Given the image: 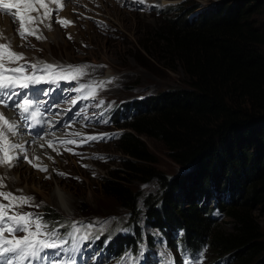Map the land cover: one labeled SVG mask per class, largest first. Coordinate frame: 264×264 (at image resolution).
Wrapping results in <instances>:
<instances>
[{
    "label": "trees",
    "instance_id": "trees-1",
    "mask_svg": "<svg viewBox=\"0 0 264 264\" xmlns=\"http://www.w3.org/2000/svg\"><path fill=\"white\" fill-rule=\"evenodd\" d=\"M260 1L166 5L173 13L138 36L137 64L145 67L147 60L169 71L178 68L187 88L148 95L140 103L129 100L111 113L115 125V117L126 112L122 127L129 130L120 132L118 161L96 189L114 205L107 211L117 206L131 217L127 232L111 230L91 241L106 255L136 251L142 237L151 243L137 223L141 215L168 246L177 244L190 254L228 253L233 264H264V232L251 212L254 205L264 212V28L251 18L264 6ZM142 137L159 141L170 160L192 166V173L169 178L157 172ZM251 145L260 146L253 157ZM238 170L239 179L229 183L227 174ZM191 175L196 182L189 190ZM153 178L158 191L141 195L137 184ZM213 209L229 218V230L216 224ZM41 213L51 225L69 221L48 206H41Z\"/></svg>",
    "mask_w": 264,
    "mask_h": 264
},
{
    "label": "rangeland",
    "instance_id": "rangeland-1",
    "mask_svg": "<svg viewBox=\"0 0 264 264\" xmlns=\"http://www.w3.org/2000/svg\"><path fill=\"white\" fill-rule=\"evenodd\" d=\"M85 1L71 2L66 0V2H63L62 10H60L58 16L54 14L52 21H45V23H51V30L44 28L43 25L40 26L41 32L46 39L41 41L35 37H29L28 43L31 46H21L23 42L19 36L15 35L18 22L14 23L10 15L0 13V28L4 29V36L11 38L14 50L24 53L31 62L41 60L53 64L78 65L87 63L104 66L95 70L89 69V75L82 78L79 83H87L89 80L107 81L115 78L111 84L106 85L99 91L94 99H77L78 96L87 95V93L71 91V89L78 87V82L76 81L71 83L61 82L60 88L66 92V96L63 99H59L57 93L59 90H56L58 98L53 97V92L47 97L43 95V97H40L41 100L47 101L44 108L50 102L49 99L53 100L52 103L55 107L56 105L57 107L60 106L62 108L60 110L61 117L71 112L70 117L69 114L66 116L68 118L67 121H61L63 125L72 121L69 118L74 119L75 114L81 108H86L87 111L80 116L93 117L95 114L94 118L89 120L83 118L84 120H82L90 127L93 126V130L83 129L81 125L74 129L67 126L66 132H62L61 129L51 130V134L54 133L52 136L58 140L63 138L64 140L79 141L80 137L74 135L77 132L85 135L100 133L120 134L122 130H129L122 127L127 120L122 118L123 113L119 117H115L117 120L115 125L112 124L113 121L109 118L112 109L119 102L134 100L136 103H140L138 100L148 95L168 90L186 89L187 79L180 69L169 71L164 69L162 65H157L152 61L147 62L144 59L145 67L137 64L134 59L137 54H142L136 45L138 36L142 32L158 26L166 12L173 13L165 8L166 5H175L180 2H199L201 6H206L212 2H233L234 0H145L143 5L137 4L135 0ZM260 2H264V0ZM156 5L160 7H155ZM12 11L14 12L15 9ZM33 15H36V13H33ZM60 18H66V20L73 23L67 27H62L61 24L55 22V20ZM251 18L255 21L257 27L263 29L264 6L256 14H253ZM3 23L8 25V28L6 25H2ZM5 28L9 32L5 31ZM49 33L51 38L48 36ZM69 36H71V39H69ZM12 67H15V65H12ZM48 87L51 86H43L44 89ZM72 100L77 101L75 105L71 103ZM101 100L104 103L100 107H96ZM109 104L112 105L111 108H108ZM102 112L105 113L104 118L109 120L107 124L100 122L99 114ZM133 112L134 110H131V113ZM8 115L11 117L12 114ZM69 124L73 125V123ZM21 134L28 136L25 132H21ZM22 135L17 137L18 143H22ZM40 136H44V140H41L42 142L49 140V137L46 138L43 134H40ZM118 138L119 135L88 144H62L60 140L55 144L56 148L51 147L50 149L46 148L44 143H41L43 145L41 147L36 142L29 146L26 151L27 153L30 152L28 154L30 158L39 157V160L33 159L32 162L34 164L47 165L48 171L41 172L21 158L12 169L4 168V170L0 171V176L6 177L4 181L6 187L0 189V191H10L16 195L26 194L35 197V203L41 204L43 202L41 206L51 207L59 216L69 219L68 222L64 221L62 223L64 225L72 221L90 223L97 219L119 217L121 218L120 221L112 223L107 233L111 230L115 231L117 227L128 229V222H124L123 219L127 212L123 209H118L117 206L114 210L107 211V207L112 208L114 205H110V200L102 197L103 195L101 196L96 189V183L99 178L103 176L107 169L115 166V161H118L120 156L116 149ZM142 141L155 159L157 172H161L169 178L173 176L182 177L184 174L192 173V166L186 167V165L177 164L170 160L159 141L146 137H142ZM66 148L72 149V151H67ZM259 148L260 146L256 145L248 146L249 151L252 152V157L256 151L258 154ZM93 154L104 156L107 159L94 158ZM48 157H52V159ZM240 157L238 155V158ZM82 165H88V167H83ZM240 167L241 169L243 168L242 163ZM231 168L237 170L234 164ZM53 169L68 175H57ZM240 172L241 170H238L235 174H227L230 178L229 183L230 180L231 182H236L241 176ZM45 176H50L51 178L45 179ZM194 179H196V176L191 175L187 184L189 190L192 188L191 185L196 182ZM144 185H147V188L142 187ZM136 187L139 193L144 195L149 192H157L159 185L157 180L153 178L146 182L138 183ZM18 189L22 190V192H17ZM3 203L7 204L8 201L4 200ZM81 203L85 204L86 208L84 210L80 208ZM205 203L208 204L209 202L206 201ZM211 205L212 203L210 202L208 206L211 207ZM24 211L41 213V207L38 209L26 207ZM251 212L264 232V212L260 211L259 206L255 205L252 207ZM211 216L216 220V224L220 228L229 230V218L224 213L213 209ZM137 223L141 227L142 235H146L151 239L150 244H147L145 240L141 241L146 246L142 264H159V252L166 243L161 236V232L146 225L141 215H139ZM54 225L59 226L60 224ZM155 233L159 235H155ZM83 234V232L79 233V235ZM97 234H100L99 231H97ZM94 248L87 247L86 243L83 244L82 250L77 253L82 261L76 262V264H117V260L123 255L103 258L95 254L97 249L95 250ZM168 248L175 256L177 264H181L180 249L176 246H168ZM201 251L204 252L202 264H233L235 259H229L231 255L228 253L214 254L210 249H202ZM198 253L191 254L195 256Z\"/></svg>",
    "mask_w": 264,
    "mask_h": 264
},
{
    "label": "snow or ice",
    "instance_id": "snow-or-ice-1",
    "mask_svg": "<svg viewBox=\"0 0 264 264\" xmlns=\"http://www.w3.org/2000/svg\"><path fill=\"white\" fill-rule=\"evenodd\" d=\"M137 4L143 5L145 0H135ZM63 7V0H0V12L10 15L14 23L18 22L15 35L19 36L23 42L21 46H31L28 43L29 37H35L37 40H45L40 26L51 30V23L54 14L58 16ZM155 7H160L156 5ZM15 9L13 12L12 10ZM36 13V15H33ZM62 27L72 24V21L66 18L55 20ZM4 29H0V167L12 169L17 162L23 158L32 165L33 168L41 172H47V165L34 164L33 159L39 160V157L30 158L25 145L16 142V138L21 135V129L29 130L37 125L48 123L43 119L45 105L47 101L41 100L40 96H49L54 90L65 91L60 88L61 82H78V87L71 89L78 93H87V95L78 96L77 99H94L99 91L106 85L111 84L113 80L96 81L89 80L87 83H79L85 76L89 75V69L95 70L104 67L103 65L84 64H62L48 63L37 60L31 62L24 53L16 52L9 37L4 36ZM71 39V36H69ZM15 65V67H12ZM47 84L51 87L41 88L40 85ZM72 100V104H76ZM104 101H100L96 107H100ZM112 105L109 104L108 108ZM13 110V117L5 114V109ZM87 111L81 108L77 113L83 115ZM100 122L107 124L105 113H100ZM93 117L84 115L85 120ZM47 135V133H46ZM54 135V133H53ZM80 137L79 141L64 140L60 138L62 144H88L90 142H100L105 139L113 138L118 133H100L96 135H85L75 133ZM44 140V136L39 137ZM35 143V140L32 141ZM49 148L53 147L51 140L46 141ZM43 147V145H41ZM72 151V149H66ZM80 155L79 153H75ZM94 158L105 160L104 156L93 154ZM52 159V157H48ZM88 167V165H82ZM53 171H56L53 169ZM57 175L67 176V173L56 171ZM95 175V173H93ZM45 176V179H50ZM6 177L0 176V189L6 187L4 183ZM78 179V178H77ZM142 187L147 188V185ZM17 192H22L18 189ZM7 200L8 203H3ZM41 204L35 203V197L31 195H16L12 192L0 191V264H76L75 254L82 250V245L86 241L98 240L109 230L111 224L119 222V217H109L103 220L97 219L93 222L72 221L68 225H51L45 220L42 213L36 211H24L27 208L38 209ZM131 217V213L125 215L124 222ZM59 228L70 229L61 233ZM99 231L100 235H97ZM116 233L127 232L125 227H117ZM83 232V235L79 233ZM155 235H159L155 233ZM183 235V232L180 233ZM112 239L109 235L108 243ZM178 249L180 246L178 245ZM146 246L140 243L138 250H126L117 260V264H142ZM181 264H202L204 252L201 251L195 256L188 253L186 249H180ZM159 264H177L175 256L169 250L167 244L159 252Z\"/></svg>",
    "mask_w": 264,
    "mask_h": 264
},
{
    "label": "bare ground",
    "instance_id": "bare-ground-1",
    "mask_svg": "<svg viewBox=\"0 0 264 264\" xmlns=\"http://www.w3.org/2000/svg\"><path fill=\"white\" fill-rule=\"evenodd\" d=\"M71 2H79V1H84V2H86L85 0H79V1H76V0H70ZM63 2H66V0H63ZM92 2H96V1H92ZM2 25H6V24H2ZM1 27V26H0ZM6 27L8 28V25H6ZM1 29V28H0ZM5 31H7V32H9L8 31V29H6L5 28ZM10 35V34H9ZM48 36H49V38H51L50 37V33L48 34ZM1 42H6V41H1ZM19 52V51H18ZM66 83H68V82H66ZM58 93V95H59V97H60V99H63L65 96H66V92H62V91H58L57 92ZM68 97V96H67ZM139 101H142V100H138V102ZM57 108V107H56ZM79 112V111H78ZM10 114V112L9 111H5V114H6V116H8V117H10L8 114ZM70 114H71V112H70ZM14 115V114H13ZM13 115H11V117H13ZM58 115H60V113L58 114ZM76 120H78V116H77V114H75V116H74V119H73V121H76ZM84 120V119H83ZM47 122H51L52 124H54L53 125V127H56L57 129H61V131L62 132H66L67 131V123L65 124V125H63L62 124V122H61V120L60 121H57V120H54V119H52V118H50L49 120H47ZM93 127V126H92ZM71 129H74V128H71ZM24 130H26L27 131V129L26 128H22L21 129V132L22 131H24ZM69 130V129H68ZM71 132V131H70ZM46 133H47V135H46ZM46 133H45V135L46 136H48L49 137V140H51L52 141V143H53V147L54 148H56V146H55V144L56 143H58L60 140H58V139H55L53 136H52V134L50 133V132H48V131H46ZM43 134V133H42ZM93 134V133H92ZM47 138V137H46ZM33 140H35V143L36 142H38L39 143V145H41V143H44V145L46 146V148H49L48 146H47V143L44 141V142H42L41 141V139H35V138H31V137H26V136H24L23 135V141H22V144H24L25 145V149H29V146H31V145H33L34 143L32 142ZM30 141H31V143H30ZM16 142H17V138H16ZM69 146V145H68ZM64 147V146H63ZM50 149V148H49ZM67 149V148H66ZM28 154H30V152H28ZM46 160V159H45ZM44 161V160H43ZM43 161H41V162H43ZM41 164V163H40ZM1 170H4V168H0V171ZM1 173V172H0Z\"/></svg>",
    "mask_w": 264,
    "mask_h": 264
}]
</instances>
